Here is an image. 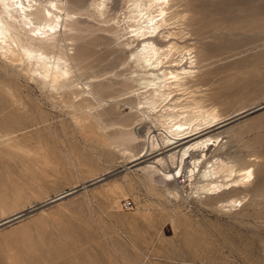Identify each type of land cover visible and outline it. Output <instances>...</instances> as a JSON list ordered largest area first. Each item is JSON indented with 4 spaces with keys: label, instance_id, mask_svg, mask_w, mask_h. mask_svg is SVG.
I'll use <instances>...</instances> for the list:
<instances>
[{
    "label": "rangeland",
    "instance_id": "obj_1",
    "mask_svg": "<svg viewBox=\"0 0 264 264\" xmlns=\"http://www.w3.org/2000/svg\"><path fill=\"white\" fill-rule=\"evenodd\" d=\"M182 1L188 43L207 54L200 94L229 118L206 136L227 142L226 153L259 156L246 198L221 209L184 178L179 196L147 178L159 159L173 172L168 157L181 147L159 151L161 129L137 121V44L112 13L109 23L86 19L67 46L90 56L85 68L73 64L72 82L101 86L83 112L67 102L81 101L69 88L43 90L0 58V264H264V0ZM152 136L156 153L132 163Z\"/></svg>",
    "mask_w": 264,
    "mask_h": 264
},
{
    "label": "bare ground",
    "instance_id": "obj_2",
    "mask_svg": "<svg viewBox=\"0 0 264 264\" xmlns=\"http://www.w3.org/2000/svg\"><path fill=\"white\" fill-rule=\"evenodd\" d=\"M183 8L182 0H0V58L11 73L29 78L43 90L59 93L69 88L81 101L67 102L73 112L82 111L91 106L85 97L97 100L99 92L94 89L101 86L72 82L73 64L85 68L90 56L86 55L89 52L80 55V46L70 55L67 46L73 45L79 32L76 26L85 24L86 19L114 21L116 27L126 31L127 45L137 44L129 57L138 67L139 90L144 94L137 103V121H148L161 129L164 141L159 151L181 147L177 157H168L176 164L173 172L168 171L166 159H159L146 168L147 178L165 184L167 191L174 189L171 194L175 196H179L177 180L184 178L183 183L196 186V193L215 200L221 209L234 208L246 198L259 156L226 153L227 142L222 143L219 136H206L229 118L211 102L213 95L200 94L199 89L207 85L201 79L204 72L200 74V64L207 54L196 53V44L188 43L194 34ZM173 25L177 30L169 28ZM177 93L188 96L182 101L183 95ZM136 140L130 136L127 142L133 147ZM144 141L139 153L132 155V163L156 153L154 136Z\"/></svg>",
    "mask_w": 264,
    "mask_h": 264
},
{
    "label": "water",
    "instance_id": "obj_3",
    "mask_svg": "<svg viewBox=\"0 0 264 264\" xmlns=\"http://www.w3.org/2000/svg\"><path fill=\"white\" fill-rule=\"evenodd\" d=\"M94 183L93 182H91V183H89V184H86V185H84V186H81L80 188H78V189H74V190H72V191H70V192H68V193H66V194H64V195H71V194H73V193H76L77 191H79V190H81V189H83V188H85V187H88V186H92ZM64 195H62V196H60V198L61 197H64ZM57 199H59V197L58 198H55V199H53V200H51V201H55V200H57Z\"/></svg>",
    "mask_w": 264,
    "mask_h": 264
},
{
    "label": "built area",
    "instance_id": "obj_4",
    "mask_svg": "<svg viewBox=\"0 0 264 264\" xmlns=\"http://www.w3.org/2000/svg\"><path fill=\"white\" fill-rule=\"evenodd\" d=\"M123 207H124V209H131L132 203L130 201H126V202H124Z\"/></svg>",
    "mask_w": 264,
    "mask_h": 264
}]
</instances>
